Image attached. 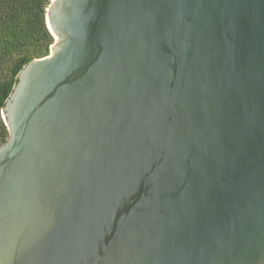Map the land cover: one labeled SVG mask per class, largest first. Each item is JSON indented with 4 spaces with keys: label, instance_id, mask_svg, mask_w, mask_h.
Returning <instances> with one entry per match:
<instances>
[{
    "label": "water",
    "instance_id": "obj_1",
    "mask_svg": "<svg viewBox=\"0 0 264 264\" xmlns=\"http://www.w3.org/2000/svg\"><path fill=\"white\" fill-rule=\"evenodd\" d=\"M2 109L0 264H264V0H51Z\"/></svg>",
    "mask_w": 264,
    "mask_h": 264
},
{
    "label": "trees",
    "instance_id": "obj_2",
    "mask_svg": "<svg viewBox=\"0 0 264 264\" xmlns=\"http://www.w3.org/2000/svg\"><path fill=\"white\" fill-rule=\"evenodd\" d=\"M51 0H0V144L7 138L1 109L30 60L44 56L54 37L46 23Z\"/></svg>",
    "mask_w": 264,
    "mask_h": 264
},
{
    "label": "rangeland",
    "instance_id": "obj_3",
    "mask_svg": "<svg viewBox=\"0 0 264 264\" xmlns=\"http://www.w3.org/2000/svg\"><path fill=\"white\" fill-rule=\"evenodd\" d=\"M50 51H51V47H49V49H48V51L46 52V54H45V55L49 54V53H50ZM45 55H44V56H45Z\"/></svg>",
    "mask_w": 264,
    "mask_h": 264
}]
</instances>
